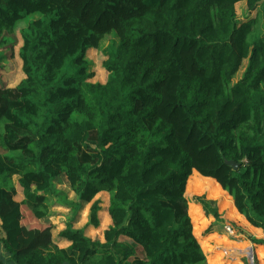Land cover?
Segmentation results:
<instances>
[{"label": "trees", "instance_id": "obj_1", "mask_svg": "<svg viewBox=\"0 0 264 264\" xmlns=\"http://www.w3.org/2000/svg\"><path fill=\"white\" fill-rule=\"evenodd\" d=\"M18 25L24 77L0 80V264H202L186 192L209 187L264 231V64L249 73L264 59V0H0V47ZM109 35L108 78L88 81L86 52ZM61 174L84 203L108 192L104 242L67 225L60 248L48 222L25 228L48 216V195L70 204L53 186ZM194 202L221 219L216 201ZM224 253L207 259L240 264Z\"/></svg>", "mask_w": 264, "mask_h": 264}, {"label": "rangeland", "instance_id": "obj_2", "mask_svg": "<svg viewBox=\"0 0 264 264\" xmlns=\"http://www.w3.org/2000/svg\"><path fill=\"white\" fill-rule=\"evenodd\" d=\"M238 15L241 16V18H244L245 12H246V6L244 3L237 5ZM253 13H249V16H253ZM24 25L26 23L23 22ZM22 25H18V28L13 34V40L7 42L4 46L0 47V80L4 81L9 87H14L18 85V83L23 79L24 75L21 70V62L18 57V48L21 45V37L19 28ZM114 37L112 35H109L106 37L103 41L99 43V47L97 49H89L86 52V58L87 63L89 65L86 73L88 75L87 79L91 82H99V83H105L108 78V72L103 68L102 63L107 58V53H105V48L108 47L110 41L114 40ZM246 64L245 61L243 65ZM264 64L263 57L259 55H255L253 64L251 69L249 70V73H253L259 66ZM245 70L242 71V69L237 73L235 80L238 78H241L243 76ZM91 76H90V74ZM13 183L14 185L17 182L18 177L13 176ZM54 188L61 192L65 197V200L69 202L70 204L67 205L64 202V199L58 198L56 196L48 195L50 201L48 202L49 206V213L48 216L42 220L37 221L32 218L24 217L23 224L25 228L28 229V225L31 226V229L33 228H39L41 224L48 222L51 226V235L55 238V243L60 242L62 243V239L60 238V232L63 231L67 225H71L72 228L76 226L77 223H80V226L86 231L89 225H92L89 223V211L90 207L93 202L97 201L99 206V211L97 212V220H98V226H94L95 229H98L99 226H102L104 223V215H106L107 207V199H100L97 198V194L93 198L92 201L88 202L91 204H88V209L85 211H82L85 204L82 201H79L76 193L71 189L69 186V183L65 177L64 174L59 175L55 178L53 181ZM208 187V185H206ZM221 190V189H220ZM196 196H205L206 199L214 200L217 202V209L219 214L221 215V219H214L213 217H207L203 213V209L198 203L194 202V198ZM17 197V196H16ZM186 197L189 200V215L192 221L193 226V233L195 237L198 239L204 253L206 254V261H204L202 264H214L210 262L207 257L208 254L214 253V255L219 254L223 252L227 246L232 244L236 246L235 249H247L249 251V257L252 255L254 264V259L257 258L259 264H264V231L263 230H256L253 235L257 237V239H262V241L257 243H252L249 239L245 238L240 233H230V231H227V228L229 226L228 221H237V219L241 220V222L244 224L245 221H243L240 216L237 214L236 210L234 209V205L232 202V199L224 192L219 193V195L213 194L211 192V187L206 188V192H200V193H187ZM106 204V207H104V211H101L102 205ZM109 206V204H108ZM194 206L196 209L192 212H190V208ZM235 210V212H232V210ZM85 213V219L81 215V213ZM199 214V219H195L194 214ZM101 214V215H100ZM102 217V220H101ZM225 219V220H224ZM103 221V222H102ZM232 224V223H230ZM110 226V225H109ZM108 226V227H109ZM231 230H233L230 227ZM105 231V230H104ZM103 231V236H104ZM209 231V232H208ZM91 238V237H90ZM93 240H99L97 237L91 238ZM121 239V238H120ZM100 241V240H99ZM122 242V240H119ZM129 241L132 243L130 244L131 248H134L133 254L135 256H142L141 248L134 245V242L129 239ZM104 242V238L103 241ZM58 244V246L60 245ZM64 247V243L61 244ZM66 248V247H64ZM234 248H230L229 250H233ZM133 251V250H132ZM210 253H209V252ZM226 252V251H225ZM237 258V259H236ZM240 256H231L224 253L222 255V259L230 263L233 260L240 261L243 264H246L248 262V257H241ZM247 258V259H246ZM249 264V262L247 263Z\"/></svg>", "mask_w": 264, "mask_h": 264}, {"label": "crops", "instance_id": "obj_3", "mask_svg": "<svg viewBox=\"0 0 264 264\" xmlns=\"http://www.w3.org/2000/svg\"><path fill=\"white\" fill-rule=\"evenodd\" d=\"M14 187L16 188V195H15V199L18 200V201H21L23 199V194L21 193V189L20 187L18 186L17 182L16 184L14 185ZM17 196V197H16ZM97 198H100V199H107V207H108V204H109V194L107 191H100L97 193ZM85 206L83 208L82 211H85L88 209V204H91V203H84ZM106 204H101L102 205V208L100 210L101 211H104V207H106ZM99 211V210H98ZM81 215L84 217L85 219V213H81ZM101 215V214H100ZM104 223L102 224V226H99L98 229H95L94 226L92 225H89L87 230L85 231L81 226H80V223H77L76 226L74 227V229H81L84 233V235L88 236V237H91V238H94V237H97V239H99L100 241H103V231L106 230L108 228L109 225H111V218H110V215L108 213V209L106 210V215H104ZM101 220H102V217H101ZM103 222V221H102ZM245 226H247L248 230H250L252 232V234L256 231L253 227H251L250 225H248L247 223H244ZM2 234H0V239L2 238ZM63 241L61 244H65L64 247H67L70 245V241L63 238L62 236L60 237ZM121 238V239H120ZM119 240H122V241H127L129 242V244H132L130 241H129V238L128 237H125V236H119L118 238ZM52 240L54 241L55 243V238L54 236H52ZM131 240V239H130ZM57 245L60 244V242H57L56 243ZM59 245L60 248H64L62 245ZM0 252H3L2 248H1V244H0ZM134 255V254H133ZM245 257V256H244ZM240 264H243L242 262H240Z\"/></svg>", "mask_w": 264, "mask_h": 264}, {"label": "bare ground", "instance_id": "obj_4", "mask_svg": "<svg viewBox=\"0 0 264 264\" xmlns=\"http://www.w3.org/2000/svg\"><path fill=\"white\" fill-rule=\"evenodd\" d=\"M230 248H234V247H228L225 249V251L227 252V255H231V256H240L241 257H249L248 255L250 254L249 251L247 249H233V250H229ZM247 259V258H246Z\"/></svg>", "mask_w": 264, "mask_h": 264}, {"label": "water", "instance_id": "obj_5", "mask_svg": "<svg viewBox=\"0 0 264 264\" xmlns=\"http://www.w3.org/2000/svg\"><path fill=\"white\" fill-rule=\"evenodd\" d=\"M226 163L229 164V165H231L234 169H236L237 166H238V164L236 162L232 161V160L226 161ZM248 262H249V264H252V262H253L252 255L250 257H248Z\"/></svg>", "mask_w": 264, "mask_h": 264}, {"label": "built area", "instance_id": "obj_6", "mask_svg": "<svg viewBox=\"0 0 264 264\" xmlns=\"http://www.w3.org/2000/svg\"><path fill=\"white\" fill-rule=\"evenodd\" d=\"M227 231L228 232L230 231V233H232V230L230 229V227L227 228Z\"/></svg>", "mask_w": 264, "mask_h": 264}]
</instances>
